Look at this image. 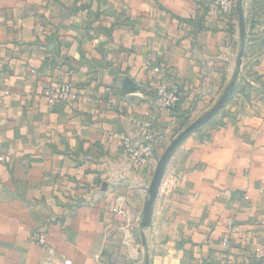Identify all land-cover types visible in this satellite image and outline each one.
Instances as JSON below:
<instances>
[{"label": "crops", "instance_id": "1", "mask_svg": "<svg viewBox=\"0 0 264 264\" xmlns=\"http://www.w3.org/2000/svg\"><path fill=\"white\" fill-rule=\"evenodd\" d=\"M210 1L0 0V264H264V0L226 15ZM154 67L182 93L169 113ZM58 76L75 96L50 107ZM233 77L141 227L158 158ZM145 111L156 140L136 168L119 133L140 141Z\"/></svg>", "mask_w": 264, "mask_h": 264}, {"label": "built area", "instance_id": "2", "mask_svg": "<svg viewBox=\"0 0 264 264\" xmlns=\"http://www.w3.org/2000/svg\"><path fill=\"white\" fill-rule=\"evenodd\" d=\"M237 7V0H211L209 9L212 13H220L223 15L232 13ZM153 72L157 75L152 87L154 91V108L162 113L171 112L181 100V90L175 85H166L161 79V68L154 67ZM41 96L46 104L50 107L58 103L73 99L74 86L70 80H63L58 76L53 84L47 83L44 85ZM134 124L139 129L140 141L134 143L129 137L123 133H119L122 141V147L130 162L136 168L142 167L145 162L153 155V144L156 140L150 120L149 111H145L139 117L133 119ZM2 160V157H0ZM114 211L122 212L118 207L113 208ZM229 230L235 232V226L230 223ZM230 235L223 237L222 243L228 245ZM32 241L38 244L41 248L46 246V232L43 228L37 229L32 235ZM38 264H48L40 262ZM62 264H72L71 260L67 259Z\"/></svg>", "mask_w": 264, "mask_h": 264}, {"label": "water", "instance_id": "3", "mask_svg": "<svg viewBox=\"0 0 264 264\" xmlns=\"http://www.w3.org/2000/svg\"><path fill=\"white\" fill-rule=\"evenodd\" d=\"M235 80L236 77H233L218 101L206 113L195 119L184 129H182L178 134H176V136H174L170 140L169 144L165 147L164 151L156 162L153 176L147 189L148 198L143 209V216L140 223L141 227L147 228L150 225L153 204L158 196L159 187L165 174L166 165L171 159L175 150L191 133L209 122L219 112V110L223 108L233 91Z\"/></svg>", "mask_w": 264, "mask_h": 264}, {"label": "rangeland", "instance_id": "4", "mask_svg": "<svg viewBox=\"0 0 264 264\" xmlns=\"http://www.w3.org/2000/svg\"><path fill=\"white\" fill-rule=\"evenodd\" d=\"M189 124H190V123H188L187 125H185V127L188 126ZM185 127H183L182 129H184ZM182 129H181V130H182ZM181 130H179L178 133H179ZM178 133H177V134H178ZM174 136H176V135H174Z\"/></svg>", "mask_w": 264, "mask_h": 264}]
</instances>
